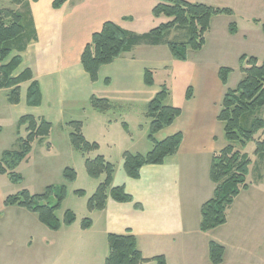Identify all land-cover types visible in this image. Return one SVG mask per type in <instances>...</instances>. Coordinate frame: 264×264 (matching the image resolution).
<instances>
[{"label": "crops", "instance_id": "obj_1", "mask_svg": "<svg viewBox=\"0 0 264 264\" xmlns=\"http://www.w3.org/2000/svg\"><path fill=\"white\" fill-rule=\"evenodd\" d=\"M54 1L38 0L27 3L34 36L28 42L26 50L21 53L22 70L18 73L25 69L32 71L34 80L40 84L43 100L39 107H28L32 111L26 115L45 118L53 123L47 114H36L37 110L46 107L47 111H50L49 108L54 107L58 97L61 98L66 93L63 85L69 84L70 81L75 83L72 88L78 91L73 92L83 99L86 106H91L92 97L108 100L112 108L113 103L117 101L126 100L129 104V93L131 92L129 81L134 79V74L133 76L130 74L129 55L134 51L123 54L112 64L102 67L99 80L95 83L83 69L82 54L93 35L100 32L107 22H113L129 32L136 33L134 28L139 27V18L153 16L152 11L160 0H68L60 9L53 8ZM253 20H259L264 24V19H258L257 15ZM236 26L237 32L231 34L228 29L229 33L232 36H240L243 42L248 40L249 35L242 36L237 24ZM258 39L262 45L259 43L260 47L252 49L251 52L241 48L234 49V46L227 47L228 49L225 46L223 49H216L214 46L208 55L215 52L217 56L227 57L229 51L234 53L231 58L233 66L229 67L233 69L231 74L233 75L240 71V59L244 55L260 61L264 60V35L258 33ZM219 45L217 43L216 46ZM226 65L219 67L212 63L191 62L189 52L187 62L174 60L167 65L160 66L161 69L169 72L173 80V87L169 89L170 94L167 100L172 99L174 89L180 87V81H184L186 84L182 85V95L186 102L184 103L183 99L181 101L179 92L173 104L167 105L182 109L183 115L172 126L159 132L155 138L160 142L182 133L181 148L175 156L167 158L163 165L145 166L138 180L130 179L125 173L124 161L120 162L116 168L114 186L124 187L134 199V203H118L109 198L105 210L94 212L88 210L89 218L93 223L90 229L83 230L81 224L80 229H72L75 223L69 228L64 226L59 231L67 230L64 232V239L70 245L71 255L78 262L82 261L85 255L95 257L96 253L98 254L97 261H100L102 251L107 246L105 263L109 255L108 236L110 234L125 235L129 232L137 238L138 248L143 257L150 260L145 264H157L152 259L158 256H164L167 264H212L210 261L212 242L225 249L222 264H236L239 258L256 249V243L253 242L251 235L253 226L257 222L251 219L258 210L264 212V203L260 202L261 199L264 200V190L254 193V188L258 186L259 179L263 178L264 181V173L258 175L257 180L255 177L252 183H249L247 179L249 189L243 191L235 199L228 211L225 225L209 232L200 230L202 206L214 196L216 189V185L210 179L212 159L216 153L227 146L222 144L217 147L215 144L219 138L215 130V119L217 120L221 111L226 91L232 89L228 88L229 81L227 87H224L219 79V70L227 67ZM146 70L148 68L144 70V79ZM102 75L107 77L103 85L100 79ZM136 78L140 79L139 72ZM24 85H27L28 90L30 83L21 85V103H23ZM190 87L193 91V98L187 101L186 93ZM67 88L70 92L73 90L69 86ZM1 92H6L8 98L9 90L0 89ZM133 96L135 98L136 94L131 93L130 97ZM154 97L148 98V105ZM94 112L100 115L95 122L97 127L92 128L91 134L95 137H105L108 131H106L107 128L104 129L105 123L102 122L100 116L106 112L98 110ZM86 129L87 127L84 126L85 138L89 142L98 141L96 143L100 145L99 140L89 135ZM45 140L38 142L41 144ZM131 140L135 145L132 137ZM69 141L71 142L67 137L63 138L61 143H66L68 153H71ZM51 146L54 144L51 143ZM3 152L0 153V159ZM130 153L142 154L137 150ZM250 173L253 174L251 166ZM8 179L6 175H0V242H4L5 248L7 246L5 250L3 244H0L3 250L0 252V264H11L14 259L7 253L13 249L11 242L14 238V234L8 235L7 230L14 223L23 225L25 228L22 230L23 234L31 239L34 238L30 228L28 229V225L32 222V213L21 207L5 206V200L10 195L8 192L10 179ZM97 187L96 185L95 190ZM136 204L142 209H137ZM234 210H236L237 218L231 220L230 214ZM246 215L250 219H245ZM262 221L264 222V219ZM33 223L35 230L37 221L34 220ZM231 246L233 253L231 252L229 256ZM15 264L23 263L17 261ZM25 264H43V262L29 260ZM49 264L55 263L52 261Z\"/></svg>", "mask_w": 264, "mask_h": 264}, {"label": "trees", "instance_id": "obj_2", "mask_svg": "<svg viewBox=\"0 0 264 264\" xmlns=\"http://www.w3.org/2000/svg\"><path fill=\"white\" fill-rule=\"evenodd\" d=\"M17 8H0V89L9 90L8 102L12 105L21 103V85L30 83L27 90L26 104L29 107H39L42 104V92L38 81L34 80L30 69L18 73L23 63L21 53L26 50L32 40L33 25L27 3L38 0H10ZM68 0H55L54 9H60ZM152 14L159 19L165 17L167 22L144 35L129 32L113 22L103 25L100 32L93 35L91 42L85 47L81 63L84 71L92 82L99 80L102 67L112 64L123 54L130 53L137 46L147 44L160 46L165 36L172 31H184L186 38L181 42H167L173 58L180 62H187L189 52H200L206 45V36L211 30V21L219 15L233 16L230 8H214L205 4L191 3L187 0H160L154 7ZM260 24V22L255 21ZM264 32V24H262ZM230 33L237 32V26L232 23ZM240 71L243 75L235 89H228L223 99L221 111L217 120L223 124L225 139L228 144L213 156L210 179L216 185L214 196L207 201L201 210L202 220L200 230L209 232L227 223L228 211L235 199L249 189L247 178L252 164L248 154L243 149L251 142L256 143L255 154L264 155V60L242 56ZM233 69L222 67L219 79L227 87ZM108 82V80H107ZM144 83L148 87L154 86L153 72L145 71ZM169 90L163 87L151 100L147 109V118L151 121L148 140L153 143V149L143 154L125 152L123 155L126 175L133 180L141 177V170L145 166L163 165L167 158L175 156L183 143V134L178 133L158 142L156 135L172 126L183 115L180 108L167 106ZM193 98L192 88L187 89L186 100ZM91 106L98 111L107 112L112 108L106 99L92 97ZM73 129L70 140L73 148L85 157L97 152L100 146L96 142H89L83 133L84 125L81 121L69 123ZM26 127L27 135L21 137L17 151H4L0 159V175H6L14 184H20L24 178L16 173V169L29 157L32 146L36 141H43L52 132L53 125L45 118L32 115L22 116L18 121V129ZM2 127H0V133ZM239 146V147H238ZM85 166L88 175L93 179L104 178L95 193L88 200L90 212L103 211L107 201L112 198L118 203H134L124 187L114 186L116 166L104 156L98 155L94 159L86 158ZM67 183L77 179L75 170L67 168L64 171ZM66 186H48L42 194H31L24 190L16 195L8 196L6 207H21L30 213L37 214L39 221L49 230L59 232L64 226L71 227L77 221L74 212L67 211L64 221L57 216L67 198ZM76 195L84 197V190L76 191ZM137 209H142L136 204ZM93 223L86 218L81 223L83 230H88ZM109 255L104 264H145V259L138 248L137 238L132 233L108 236ZM225 249L212 242L210 244V261L212 264L224 262ZM157 264H167L164 256L152 259Z\"/></svg>", "mask_w": 264, "mask_h": 264}, {"label": "rangeland", "instance_id": "obj_3", "mask_svg": "<svg viewBox=\"0 0 264 264\" xmlns=\"http://www.w3.org/2000/svg\"><path fill=\"white\" fill-rule=\"evenodd\" d=\"M187 1L205 4L214 8H231L235 11L234 16L219 15L213 18L211 24L212 28L206 36L205 47L202 52H190L191 62H201L203 64L212 63L219 67L227 64L226 66L230 67L233 66L231 58L234 53L229 51L228 56L223 57L220 55L217 56L215 52L208 55L209 51L214 46L216 49H223L224 46L225 48L234 46V49L241 48L242 50L251 52L252 49L259 48L260 45H262L258 39V33L264 35L261 29L263 22L261 23V21L258 20L260 24H257L253 18L257 15L258 19H264V0ZM0 8L16 9L17 6L12 5L10 0H0ZM167 21L168 19L165 17L159 19L154 16H149L148 18L140 17L138 21L139 27L136 26L134 28V30H136L135 34L144 35ZM231 23H236L242 36L248 34L249 39L243 42L240 36H232L228 31ZM185 38L186 34L184 31H172L165 36L164 42L160 46H149L144 43L133 50L134 52L129 55L130 74L131 76L134 74V79L129 81V91H131L129 93V104L126 100L114 102V107L112 109L103 113V115L101 114L100 117L102 122L105 123L104 129L107 128L106 131H108L105 137H95L91 134L92 128L97 127L95 122L100 115L94 112L97 110L90 105L86 106L83 99L78 97L76 92H73L77 91L76 88H72L75 83L70 81L69 84L63 85V87L65 86L63 90L66 91V93L63 97H58L54 103V107L49 108L52 112L47 111L46 107L37 110L38 112L36 114H47L49 118L53 120L52 124H54V126L50 136L46 138L43 143L40 144V142L36 141L33 144L31 154L27 160L16 169V173L24 178L23 182L14 184L8 179L10 181L8 182L10 185L8 190V192H10L9 196L16 195L24 190L37 195L42 194L48 186H66L68 191L67 198L57 212V216L61 222H63L67 211L74 212L77 221L72 229L79 228L82 221L89 218L87 207L89 198L95 193L96 185L98 186L104 179L102 177L97 180L88 175L85 166L86 158L94 159L96 156L102 155L118 168L120 162L123 160L125 152L137 150L146 155L148 151L153 149V143L148 140L151 121L147 118V100L151 96L154 97L163 87H166L168 90L172 89L173 80L169 72L164 71L160 66L167 65L175 60L167 46V42H181L182 39ZM217 43L220 45L216 46ZM146 68L153 72L155 84L152 88L147 87L143 81L144 70ZM19 70H22V67ZM137 72L140 73V79L136 78ZM242 77L243 75L240 71L231 75L228 88H236ZM106 78L107 77L104 75L100 76L101 85H103ZM179 83L180 87L174 89L172 99L170 98L167 100L165 103L166 105H172V102L177 99L179 92L181 93V101L183 99L184 103L186 102L182 95V85L186 84V82L180 81ZM67 86L73 90L70 92ZM26 91L27 85H24L23 103L16 106L8 102L6 92L0 93V127H2V132L0 133V153L3 151L19 150L20 138L27 135L26 127H22L19 130L17 121L18 118L32 111L26 104ZM131 93H135L136 97H130ZM262 116H264V110ZM73 121L83 122V125L87 127V133L99 140L100 149L97 152H92L85 157L81 152L73 149L69 141L72 152L68 153L66 143H61V140L67 137L70 139V134L73 129L69 126V123ZM215 123L216 134L219 135L218 141L215 142V144L217 147L222 146V144L227 145L228 142L225 139L223 124L216 119ZM131 137L134 139L135 145L132 143ZM51 143H53L54 146H51ZM255 150V142L249 143L247 147L243 149V152L248 154L252 162L251 171L253 170V174L250 173L247 178L249 183H252L255 177L257 180L258 175H263L264 173V155L257 156ZM67 168L73 169L77 173V179L73 183H67L64 178V171ZM257 185L256 187L254 186V193L264 190L263 178L259 179ZM79 190H84L86 195L84 197L77 196L76 191ZM260 202L264 203V200L261 199ZM253 215V219L251 220L257 223L253 226V234L251 237L257 247L249 251V253H246L247 256L245 254V256L239 258L235 262L236 264H264V222L262 221L264 219V212L258 210L257 213ZM230 216L231 220L237 218L236 210L232 211ZM244 218L250 219L248 215L244 216ZM34 220L37 221L35 230ZM29 228L33 233V239L23 234L22 230L25 228L17 222L7 230L8 235L14 234V238L11 242L13 249L12 251H7V253L14 258L11 264H15L17 261L25 264V262L29 260L38 263L43 262V264H49L52 261L55 264H104L107 246H105L102 251L100 261H97L98 254L96 253L95 257L85 255L83 260L78 262V260L71 255L70 245L64 239V232L67 230L63 232L51 231L39 221L38 215L33 213L32 222L28 225V229ZM1 243L2 242H0V244ZM2 244L5 248L4 242ZM0 252H3L1 246ZM231 252L233 253L232 246L229 250V256ZM94 261L96 262L93 263Z\"/></svg>", "mask_w": 264, "mask_h": 264}]
</instances>
